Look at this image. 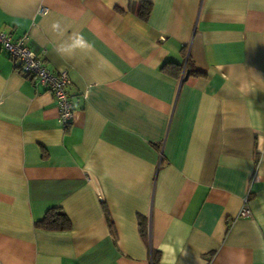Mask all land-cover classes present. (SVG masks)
<instances>
[{
  "label": "crops",
  "instance_id": "obj_1",
  "mask_svg": "<svg viewBox=\"0 0 264 264\" xmlns=\"http://www.w3.org/2000/svg\"><path fill=\"white\" fill-rule=\"evenodd\" d=\"M7 28L72 118L0 49V264H264V0H0Z\"/></svg>",
  "mask_w": 264,
  "mask_h": 264
},
{
  "label": "built area",
  "instance_id": "obj_2",
  "mask_svg": "<svg viewBox=\"0 0 264 264\" xmlns=\"http://www.w3.org/2000/svg\"><path fill=\"white\" fill-rule=\"evenodd\" d=\"M9 29H0V49L7 53L26 79H30L34 86L44 87L54 97L58 110L57 121L62 127H66L72 118V106L67 89L70 78L67 72L63 70L54 72L48 69L42 59L29 48L28 33L24 32L17 38H12ZM246 201L247 195L244 197V203ZM239 214L250 215L246 204L241 207Z\"/></svg>",
  "mask_w": 264,
  "mask_h": 264
},
{
  "label": "trees",
  "instance_id": "obj_3",
  "mask_svg": "<svg viewBox=\"0 0 264 264\" xmlns=\"http://www.w3.org/2000/svg\"><path fill=\"white\" fill-rule=\"evenodd\" d=\"M148 6L141 5L139 15L143 17L147 11ZM200 72L194 70L193 74H199ZM36 224L42 228L53 230V229H67L70 226L68 217L58 208L49 209L44 217L36 222Z\"/></svg>",
  "mask_w": 264,
  "mask_h": 264
},
{
  "label": "clouds",
  "instance_id": "obj_4",
  "mask_svg": "<svg viewBox=\"0 0 264 264\" xmlns=\"http://www.w3.org/2000/svg\"><path fill=\"white\" fill-rule=\"evenodd\" d=\"M58 26H59L58 24H54V25H53L54 28H56V27H58Z\"/></svg>",
  "mask_w": 264,
  "mask_h": 264
}]
</instances>
